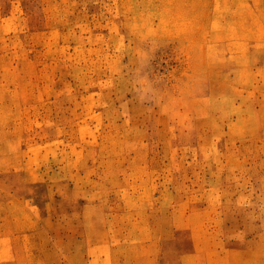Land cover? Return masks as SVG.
Masks as SVG:
<instances>
[{"label":"rangeland","instance_id":"374dc122","mask_svg":"<svg viewBox=\"0 0 264 264\" xmlns=\"http://www.w3.org/2000/svg\"><path fill=\"white\" fill-rule=\"evenodd\" d=\"M0 264H264V0H0Z\"/></svg>","mask_w":264,"mask_h":264}]
</instances>
